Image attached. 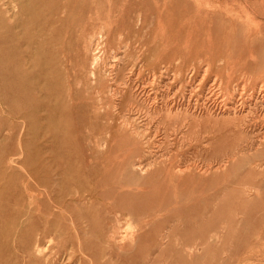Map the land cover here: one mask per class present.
Segmentation results:
<instances>
[{
    "label": "rangeland",
    "instance_id": "rangeland-1",
    "mask_svg": "<svg viewBox=\"0 0 264 264\" xmlns=\"http://www.w3.org/2000/svg\"><path fill=\"white\" fill-rule=\"evenodd\" d=\"M218 85L264 92V0H0V264H264L261 101L169 115Z\"/></svg>",
    "mask_w": 264,
    "mask_h": 264
},
{
    "label": "bare ground",
    "instance_id": "bare-ground-1",
    "mask_svg": "<svg viewBox=\"0 0 264 264\" xmlns=\"http://www.w3.org/2000/svg\"><path fill=\"white\" fill-rule=\"evenodd\" d=\"M101 34V33H100ZM98 38V37H97ZM99 43V42H98ZM95 51V50H94ZM113 52V51H112ZM92 54H93V64L92 65H94L93 67H96L97 66V63H98V60H99V56H98V54H97V51H95L94 53L92 52ZM115 60V59H114ZM113 60V61H114ZM118 60V59H117ZM91 65V66H92ZM210 65V64H209ZM114 67V66H113ZM219 67V66H218ZM95 69V68H94ZM99 69V68H98ZM97 69V70H98ZM111 70V69H110ZM162 70V69H161ZM165 70V69H164ZM163 71V70H162ZM228 71H230V70H228ZM131 72V71H130ZM93 73L95 74V71L93 70ZM179 74V73H178ZM180 75V74H179ZM219 75V74H218ZM167 76V75H166ZM223 76V75H222ZM224 77V76H223ZM222 77V78H223ZM204 78V77H203ZM219 79V78H218ZM217 79V80H218ZM161 80V79H160ZM169 80V79H168ZM170 80H172V79H170ZM199 80V79H198ZM215 80V79H214ZM201 81V80H200ZM199 81V82H200ZM224 81V80H223ZM222 81V82H223ZM194 83V82H193ZM217 83V82H216ZM224 83V82H223ZM195 84V83H194ZM193 84V85H194ZM213 84V83H212ZM215 84V83H214ZM213 84V85H214ZM196 85H198V84H196ZM237 85H239V84H237ZM219 87L216 89L217 90V92H214V90H212L210 93H209V101L208 102H205V105H204V102L202 103V105L201 106H199L198 108L197 107H195L194 108V110L193 111H182V110H180L179 109V107L181 106H179L178 107V102H177V104H173L170 108V113H169V115L171 116V117H177V118H180V119H183L184 120V122H188L189 120H190V123L189 124H191V128H192V125H194V127H196V129L198 130V131H202V129L204 128V127H206L207 125H209V124H213V125H215V124H219V122L220 121H222L224 124H225V126H231V127H233V129H235L234 130V132L237 130V131H241V130H243L242 129V127L244 126V120H245V118L247 117V113L251 110V108L253 107V105H254V103L253 102H251L252 100V98L254 99V97H253V95H256V97H257V99H259L260 101H261V103H262V105L264 106V92L263 91H258V92H256V93H254V94H252V95H250V97L249 98H246V99H243V95H242V91H241V93H240V91H239V89L237 90L236 88L233 90V91H231V90H229L228 91V87L227 88H225L226 90H227V92H224L223 91V89H221V87L220 86H223V85H218ZM235 86V85H234ZM245 86V85H244ZM263 86V85H262ZM194 87H198V86H195L194 85ZM243 87V86H242ZM215 88V87H214ZM244 88V87H243ZM210 89H211V87H210ZM209 89V90H210ZM224 89V90H225ZM241 89V88H240ZM260 89V88H259ZM263 89V88H262ZM209 90H207V91H209ZM245 90V89H244ZM243 90V91H244ZM261 90V89H260ZM152 91H153V89H152ZM152 91H150V92H152ZM190 92H191V90H189ZM201 91V90H200ZM255 91V90H254ZM253 91V92H254ZM251 92V91H250ZM229 93V97H227L226 96V94H228ZM246 93V92H245ZM149 94V93H148ZM155 94V93H154ZM158 95V94H157ZM205 96V95H204ZM246 96V95H245ZM191 97H193L192 95H191ZM194 98V97H193ZM184 99V98H183ZM191 99V98H190ZM203 99H206V98H203ZM240 99L242 100H244V102L242 101V102H240ZM198 100V99H197ZM207 100V99H206ZM158 101V100H157ZM202 101H204V100H202ZM254 102H255V99L253 100ZM258 101V100H257ZM197 102V101H196ZM180 103V102H179ZM181 103H182V101H181ZM194 103V102H193ZM256 103V102H255ZM198 104V103H197ZM66 105V104H65ZM117 105V104H116ZM187 105V104H186ZM192 105V104H191ZM256 105H257V103H256ZM192 106H194V104L192 105ZM262 107V106H261ZM260 107V108H261ZM169 108V107H168ZM183 108V107H182ZM181 108V109H182ZM164 109V108H163ZM163 109H162V112H163ZM187 109H189V108H187ZM256 109H257V107H256ZM252 110H253V108H252ZM251 110V111H252ZM260 110V109H259ZM161 111V110H160ZM165 111V110H164ZM188 112V113H187ZM263 112V111H262ZM261 112V113H262ZM258 114H260V112L258 113ZM253 115V114H252ZM255 115V114H254ZM264 116V115H263ZM23 117H25L26 118V116H24L23 115ZM255 117V116H254ZM20 118V117H19ZM22 118V117H21ZM24 119V118H23ZM179 119V120H180ZM251 119V118H250ZM258 119V118H257ZM261 119H263V118H261ZM247 120V119H246ZM251 120H254V119H251ZM256 120V119H255ZM260 120V119H259ZM259 122V121H258ZM263 122V121H262ZM261 122V123H262ZM250 123V122H249ZM171 124H172V122H171ZM256 124H258L257 122L255 123V126H256ZM185 125V124H184ZM187 125V124H186ZM250 125V124H249ZM261 125V124H260ZM224 126V125H223ZM252 126H253V123H252ZM24 127V126H23ZM182 127V126H181ZM184 127V126H183ZM188 127V126H187ZM209 127V126H208ZM263 127V126H262ZM24 128H26V127H24ZM143 128V127H142ZM174 128H176V125H175V127ZM215 128V127H214ZM254 128V127H253ZM181 129V128H180ZM193 129V128H192ZM195 129V128H194ZM193 129V130H194ZM233 129H232V131H233ZM258 129V128H257ZM184 130V129H183ZM208 130V129H207ZM217 130V129H216ZM226 130H227V128H226ZM256 130V129H255ZM259 130H261L262 131V129H260L259 128ZM258 130V131H259ZM264 130V129H263ZM23 131V130H22ZM197 131V132H198ZM212 131V128L210 129V132ZM215 131V130H214ZM249 131V130H248ZM257 131V130H256ZM258 131H257V133H258ZM183 132V131H182ZM187 132V131H186ZM203 132V131H202ZM229 132V131H228ZM247 132V131H246ZM245 132V133H246ZM191 133V132H190ZM208 133V131L206 132V134ZM238 133V132H237ZM242 133V132H241ZM241 133H239L240 135H241ZM195 134H196V132H195ZM210 134V133H209ZM212 134V133H211ZM215 134V133H214ZM214 134H212V135H214ZM193 135V134H192ZM219 135V134H218ZM222 135V134H221ZM201 136V135H200ZM217 136V135H216ZM196 137V136H195ZM199 137V136H198ZM211 137V136H210ZM209 137V138H210ZM218 137V136H217ZM229 137V136H228ZM233 137V136H232ZM216 138V137H215ZM221 138V137H220ZM231 138V137H230ZM32 139V138H31ZM30 139V140H31ZM199 139V138H198ZM197 139V140H198ZM201 139V138H200ZM252 139H254V138H252ZM217 141H218V139H216ZM227 140H228V138H227ZM246 140V139H245ZM256 140V139H255ZM34 141V140H33ZM32 141V142H33ZM221 141V140H220ZM219 141V142H220ZM223 142H224V140H222ZM233 141V140H232ZM231 141V142H232ZM35 142V141H34ZM228 143V142H227ZM213 144V143H212ZM211 145V144H210ZM228 145H230V144H228ZM242 145H245V146H247V147H256V149H262L263 147H264V131L261 133V135L259 136V139L257 140V141H252L251 140V142H247V144L245 143H240L239 142V146H241L242 147ZM22 146V145H21ZM245 146H243V147H245ZM23 147H24V145H23ZM237 148V147H236ZM25 149V148H24ZM244 149V148H243ZM23 150V149H22ZM24 151V150H23ZM239 151V150H238ZM247 151V150H246ZM250 151H251V148H250ZM260 151V150H259ZM263 151V150H262ZM261 151V152H262ZM25 152V151H24ZM23 152V153H24ZM27 153V152H26ZM263 153V152H262ZM19 155H20V153H19ZM25 155V154H24ZM24 155H22V156H24ZM30 156H32V155H30ZM38 156V155H37ZM21 157V156H20ZM28 157V156H27ZM33 157H34V155H33ZM25 158V157H24ZM141 158V157H140ZM235 160H237V159H235ZM40 166V165H39ZM42 166V165H41ZM38 167V166H37ZM224 167V166H223ZM43 170V169H42ZM45 172H46V170H45ZM57 174V173H56ZM39 177V176H38ZM48 177H50V176H48ZM31 178H32V176H31ZM55 178H56V176H55ZM33 179V178H32ZM37 179V178H36ZM54 179V178H53ZM35 181V180H34ZM55 183V182H54ZM59 183V182H58ZM56 187V186H55ZM54 191V190H53ZM92 191V190H91ZM88 193V192H87ZM86 193V194H87ZM90 193V192H89ZM88 195V194H87ZM89 196V195H88ZM87 196V197H88ZM97 198V197H96ZM99 198V197H98ZM84 199V198H83ZM59 200V199H58ZM82 200V199H81ZM87 201H88V199H87ZM58 202V201H57ZM86 202V201H85ZM99 202V201H98ZM88 203V202H87ZM58 205V204H57ZM90 205V204H89ZM94 205V204H93ZM91 207V206H90ZM88 208V207H87ZM98 226V225H97ZM130 226V225H129ZM42 248H41V246H37V249H36V252L38 253V254H42ZM29 259H31V258H29ZM69 260H70V258H69ZM26 261H27V259H26ZM124 262V261H123Z\"/></svg>",
    "mask_w": 264,
    "mask_h": 264
}]
</instances>
